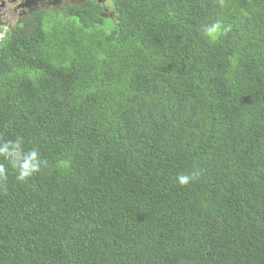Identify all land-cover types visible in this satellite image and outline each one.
Masks as SVG:
<instances>
[{"label": "trees", "instance_id": "1", "mask_svg": "<svg viewBox=\"0 0 264 264\" xmlns=\"http://www.w3.org/2000/svg\"><path fill=\"white\" fill-rule=\"evenodd\" d=\"M115 8L0 26V264H264V0Z\"/></svg>", "mask_w": 264, "mask_h": 264}, {"label": "rangeland", "instance_id": "2", "mask_svg": "<svg viewBox=\"0 0 264 264\" xmlns=\"http://www.w3.org/2000/svg\"><path fill=\"white\" fill-rule=\"evenodd\" d=\"M85 1V0H84ZM105 5V16L107 22L105 23L104 28L106 31L110 29V27L115 22L116 17V8H115V0H96ZM11 2H6L5 6H0V26L4 31H9L11 26L16 25L20 22V18L23 13L31 10L36 7H43L46 10L53 12L54 15H59L63 13V10L68 4H82L83 0H17L15 4H10ZM50 23L52 24L51 20ZM45 28L48 29L49 26L45 23ZM4 33L0 34V38H2Z\"/></svg>", "mask_w": 264, "mask_h": 264}, {"label": "clouds", "instance_id": "3", "mask_svg": "<svg viewBox=\"0 0 264 264\" xmlns=\"http://www.w3.org/2000/svg\"><path fill=\"white\" fill-rule=\"evenodd\" d=\"M0 156H3L11 165L20 169L19 179H24L37 171L40 165L39 153L36 150L26 151L19 140L0 144ZM4 167L0 165V175H3ZM200 175L199 171L181 174L178 181L182 185H187L195 181Z\"/></svg>", "mask_w": 264, "mask_h": 264}, {"label": "flooded vegetation", "instance_id": "4", "mask_svg": "<svg viewBox=\"0 0 264 264\" xmlns=\"http://www.w3.org/2000/svg\"><path fill=\"white\" fill-rule=\"evenodd\" d=\"M16 1H17V0H0V6H5V5H6V2H11L10 4H15ZM20 1H23V0H20ZM83 2H84V0H83ZM33 9H37V8L34 7V8H32L31 10H33ZM31 10H29V11H27V12H30ZM27 12H25V13L22 14V16H21V18H20V22H19L18 24H22V19H23V17L26 15ZM16 25H17V24H16ZM16 25H13V26H16Z\"/></svg>", "mask_w": 264, "mask_h": 264}]
</instances>
